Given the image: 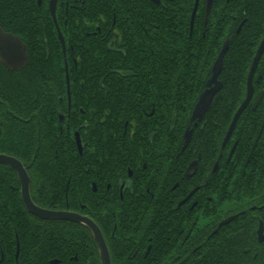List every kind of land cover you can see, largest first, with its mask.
I'll use <instances>...</instances> for the list:
<instances>
[{
	"label": "flooded vegetation",
	"instance_id": "flooded-vegetation-1",
	"mask_svg": "<svg viewBox=\"0 0 264 264\" xmlns=\"http://www.w3.org/2000/svg\"><path fill=\"white\" fill-rule=\"evenodd\" d=\"M96 2L0 0V153L36 205L91 222L34 215L0 162V264H264V0ZM156 6L182 13L163 62Z\"/></svg>",
	"mask_w": 264,
	"mask_h": 264
},
{
	"label": "trees",
	"instance_id": "trees-1",
	"mask_svg": "<svg viewBox=\"0 0 264 264\" xmlns=\"http://www.w3.org/2000/svg\"><path fill=\"white\" fill-rule=\"evenodd\" d=\"M109 0H97L96 3H106ZM117 1V0H116ZM126 1V0H125ZM174 4V3H173ZM172 4V5H173ZM180 5V4H178ZM215 8L217 9V6L215 5ZM178 13H176L175 11H173L172 7L169 9H163L162 7H158L156 6V12L154 13L155 16L157 17V36H156V48H157V56L159 59H161V61L163 62L164 58L166 57L167 54H172L174 55L175 52L177 51V49L175 48V45L173 44L176 41H180V37L178 36V34H173V36L171 37V33L174 31L173 28H171V23L172 20L169 19H165L164 17H173V16H178V18L181 17V11L179 8H177ZM214 13V11H213ZM124 15H129L131 17L133 16H139V17H143L146 16L148 17L149 15H152L153 12L149 11L148 7L145 5V3H124V11H123ZM215 15V13L213 14ZM179 29H177L178 31ZM169 43H172V46L169 45ZM251 57H248V60H250ZM182 63V62H181ZM229 65H231V62H229V54L226 57V71L224 73V80H225V86L224 89L221 93V96H225V100L228 98L229 96V91L231 86L229 85V79H230V70L231 69L229 67ZM245 73V68L242 72V74L244 75ZM238 79V78H237ZM220 110H223V106H221ZM223 136V133H221L219 135V139L220 140ZM14 138V137H13ZM246 152H243L241 149H237L236 151V158H240L243 156V158L246 157ZM264 160V150H259V149H255L253 151V155L251 157V160ZM260 169V167H257L255 170ZM243 174H246V171L243 172ZM261 173H259L260 175ZM248 175H252V174H248ZM12 204L14 208H20L21 209V200L20 198H18L17 196H15V194H13L12 196ZM15 216V215H14ZM34 221H32L31 217H29V233H28V241H33V240H40L41 238V231L39 230L38 227H35L34 225Z\"/></svg>",
	"mask_w": 264,
	"mask_h": 264
},
{
	"label": "water",
	"instance_id": "water-1",
	"mask_svg": "<svg viewBox=\"0 0 264 264\" xmlns=\"http://www.w3.org/2000/svg\"><path fill=\"white\" fill-rule=\"evenodd\" d=\"M210 5V3H209ZM195 11H196V7L194 9V13H193V16L195 15ZM264 43V41H263ZM227 48H228V41L226 42L225 46L223 47L220 55H219V58L215 64V67H214V78L215 79V76L217 77V75L219 74V72L221 71L222 69V59H223V56L225 54V52L227 51ZM262 52V46H261V49L259 50L258 54L256 55L255 57V60H254V65H253V68H252V71H251V74L254 73V68L256 66V63L257 61L259 60V57H260V54ZM24 59H26V56H25V52H24ZM213 79L211 80V84H213ZM250 97H251V89H249V94H248V97L247 99L242 103V105L239 107V109L237 110L231 124H230V127L224 137V140H223V144L222 146L224 147L231 134L233 133L235 127H236V124L238 122V119L241 115V113L244 111V109L246 108L249 100H250ZM210 99H211V93H205L202 95V98H201V102L198 104L197 106V110H202L203 108H206L210 102ZM233 153V150L231 151V154ZM230 154V156H231ZM0 162L2 163H6V164H9L11 166H13L17 172H18V175L22 181V192H23V200L25 202V205L27 207V209L33 213L34 215L38 216V217H41V218H46V219H54V218H71V219H74L78 222H82L84 224H87V225H90L91 222L90 220H88L86 217H83V216H80L78 214H67V215H64V214H61L59 212H54V211H50V210H46V209H43L41 207H39L38 205H36L34 203V201L32 200V198L30 197L29 193H27V189H28V177H27V174H26V170L25 168L23 167V164L20 160H18L17 158L15 157H12V156H9V155H6V154H2L0 153ZM230 219L226 220L225 222H229ZM98 241H100V238L97 237ZM105 259V258H104ZM104 264H110L109 262V259H105L104 260Z\"/></svg>",
	"mask_w": 264,
	"mask_h": 264
}]
</instances>
